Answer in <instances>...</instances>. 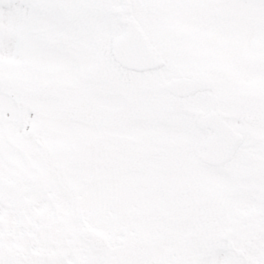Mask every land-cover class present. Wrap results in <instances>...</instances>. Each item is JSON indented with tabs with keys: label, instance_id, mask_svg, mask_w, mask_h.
<instances>
[{
	"label": "snow or ice",
	"instance_id": "6c2138e0",
	"mask_svg": "<svg viewBox=\"0 0 264 264\" xmlns=\"http://www.w3.org/2000/svg\"><path fill=\"white\" fill-rule=\"evenodd\" d=\"M0 264H264V0H0Z\"/></svg>",
	"mask_w": 264,
	"mask_h": 264
}]
</instances>
